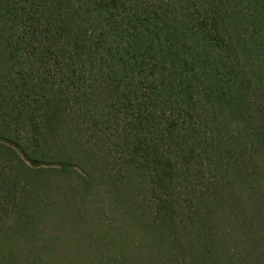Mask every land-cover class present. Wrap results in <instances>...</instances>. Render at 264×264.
I'll use <instances>...</instances> for the list:
<instances>
[{
	"label": "trees",
	"instance_id": "1",
	"mask_svg": "<svg viewBox=\"0 0 264 264\" xmlns=\"http://www.w3.org/2000/svg\"><path fill=\"white\" fill-rule=\"evenodd\" d=\"M0 264H264V0H0Z\"/></svg>",
	"mask_w": 264,
	"mask_h": 264
}]
</instances>
